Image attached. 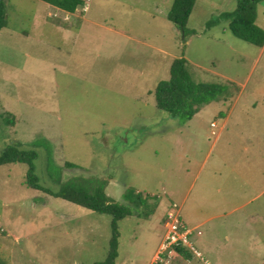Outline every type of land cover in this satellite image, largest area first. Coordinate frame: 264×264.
Instances as JSON below:
<instances>
[{"label": "rangeland", "instance_id": "rangeland-1", "mask_svg": "<svg viewBox=\"0 0 264 264\" xmlns=\"http://www.w3.org/2000/svg\"><path fill=\"white\" fill-rule=\"evenodd\" d=\"M238 1L196 0L182 30L168 18L173 0H86L74 13L44 0H6L0 153L11 144L37 150L46 187L60 186L59 167L62 182L105 179L106 193L120 202L129 190L142 192V213L119 222L118 264H158L175 203L201 231L191 238L201 256L175 253L171 264H264V170L254 180L236 178L235 188L219 179L230 167H220L224 156L264 163V47L235 36L222 16ZM257 9L264 28V1ZM179 57L194 81L228 90L188 121L160 110L154 96ZM27 170L22 162L0 165V257L11 264L105 260L112 216L30 187ZM234 191L236 199L225 201Z\"/></svg>", "mask_w": 264, "mask_h": 264}, {"label": "trees", "instance_id": "trees-1", "mask_svg": "<svg viewBox=\"0 0 264 264\" xmlns=\"http://www.w3.org/2000/svg\"><path fill=\"white\" fill-rule=\"evenodd\" d=\"M68 13H74L77 8L84 6L86 0H44ZM264 0H240L237 7L222 16L229 20V28L235 36L257 46H264V28L256 22L258 4ZM196 0H173L168 13V18L182 30L186 29L189 17L192 13ZM214 22L211 20L210 23ZM8 25L7 3L0 0V31ZM227 87L212 82H196L188 70V60L179 57L172 61L170 66V77L158 83L154 89L157 107L167 112L171 117L188 121L207 103L225 98ZM35 149L21 148L19 145H8L0 153V165L7 163L22 162L28 164L27 183L30 187L44 190L55 197L71 201L77 205L86 207L93 211L110 214L111 237L108 255L105 260L94 264H118L119 256V222L127 216L139 215L142 208L147 204L142 192L129 190L120 202L106 193L105 179L97 180L94 177L75 176L62 182L61 169L56 167L58 175L56 178L60 184L58 188L46 187L37 174L35 160L38 158ZM51 165H53L51 163ZM67 166L73 167L70 162ZM172 207V206H171ZM184 257L192 256L189 250L178 248ZM0 264H11L0 257Z\"/></svg>", "mask_w": 264, "mask_h": 264}, {"label": "built area", "instance_id": "built-area-1", "mask_svg": "<svg viewBox=\"0 0 264 264\" xmlns=\"http://www.w3.org/2000/svg\"><path fill=\"white\" fill-rule=\"evenodd\" d=\"M217 122H212L211 126L216 127ZM212 134H217L214 128L211 130ZM178 205L173 204L176 212L170 218V220L166 223V233L159 245V251L157 256L158 264H171L170 259L173 254L179 252L178 248H184L186 250L191 251L192 253H196L198 256H201V253L194 247L193 242L191 241L192 236L196 233L197 235L201 234L200 230H195L188 226L181 216V209L177 207ZM173 208V209H174ZM183 255V254H182Z\"/></svg>", "mask_w": 264, "mask_h": 264}, {"label": "crops", "instance_id": "crops-1", "mask_svg": "<svg viewBox=\"0 0 264 264\" xmlns=\"http://www.w3.org/2000/svg\"><path fill=\"white\" fill-rule=\"evenodd\" d=\"M47 4H49L52 8H56V9L61 10L63 12H67V11H64V10L54 6V5H51L50 3H47ZM52 8L48 7V10L52 9ZM50 13H52V12L48 13L49 16H51ZM231 117L232 116H230V115H227L225 117L226 120L223 123V126L221 127V131L225 130L226 125L231 120ZM245 139H247V138H245ZM240 145H242L245 149H249V147L246 146V144L244 142L240 143ZM259 145L264 146V141L259 143ZM230 146H231V144H230ZM229 148L230 147H224L223 150L225 151ZM220 163H221L220 167L222 166V164L225 166H230L229 169H220V174H219V179L224 183V185L226 187H229V188H235L238 186V182L236 181V178H243L241 180H245V181L251 180V179L254 180L257 171L258 170H264V163H262V167H261L257 164V162H254L252 160V157L248 160V162L246 164L243 165V163L238 161L236 158H233V160H232V157L230 155H227V156L222 157ZM225 166H223V167H225ZM223 170H226V172H224ZM261 178H262L261 181H264V177H261ZM257 179L260 180L259 177H256V181H258ZM233 193H235V194H233ZM228 195H230V194H228ZM237 195L238 194L234 191V192H232L230 199L224 198V200L225 201L228 200V202H230V201L232 202L236 199ZM168 207H171V205H169ZM181 213H182V208H181ZM183 218H184V216H183Z\"/></svg>", "mask_w": 264, "mask_h": 264}]
</instances>
